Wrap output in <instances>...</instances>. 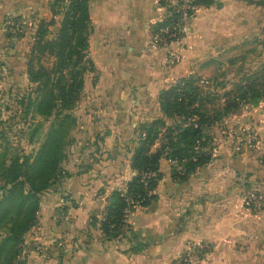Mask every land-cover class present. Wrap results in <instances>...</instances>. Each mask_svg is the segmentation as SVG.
Returning <instances> with one entry per match:
<instances>
[{"label":"crops","instance_id":"obj_1","mask_svg":"<svg viewBox=\"0 0 264 264\" xmlns=\"http://www.w3.org/2000/svg\"><path fill=\"white\" fill-rule=\"evenodd\" d=\"M53 2L0 0L3 59L25 66L42 20L54 18L49 37L56 35L63 13L54 16ZM88 5V53L95 71L85 77L80 104L77 171L60 188L61 197H69L63 201L66 213L74 215L71 226L77 223L81 230L68 228L70 233L59 241L62 246H48L41 255L35 252V264H172L190 243L210 248L195 264H264V207L255 211L244 198L250 188L264 193V100L224 120L237 128L242 119L245 129L256 131L253 144L248 145L247 135L223 134L224 126L210 128L217 145L213 158L184 181L173 178L171 160L161 159L156 203L138 206L127 216L132 242L106 240L100 227L87 240L83 230L92 214L104 215L112 192L125 191L134 177L135 127L163 115L160 92L182 77L196 75L204 62L230 46L256 35L264 39V4L217 0L199 6L188 30L171 46L154 42V26L167 15L162 0H88ZM14 20L23 29L19 38L9 33ZM262 46L264 50V42ZM11 72L29 81L27 69ZM47 207L42 227L53 219L54 206ZM41 232L39 243L62 236L60 228ZM76 236L80 238L74 243L71 237ZM138 242L146 246L135 251Z\"/></svg>","mask_w":264,"mask_h":264},{"label":"trees","instance_id":"obj_2","mask_svg":"<svg viewBox=\"0 0 264 264\" xmlns=\"http://www.w3.org/2000/svg\"><path fill=\"white\" fill-rule=\"evenodd\" d=\"M216 2L194 1L197 6H210ZM52 11L54 16L63 13L61 25L56 35L50 38L49 26L54 23V18L41 21L29 54L27 73L29 80L38 85L33 92L36 107L48 115L56 109L54 117H61L64 123L73 119L71 110L83 92L87 73L95 71L88 53L91 19L88 0H54ZM176 16L172 14L155 25L154 33ZM9 28L12 29L11 35H23L17 32L15 24H10ZM200 80L191 74L160 92L163 115L140 126L131 159L136 173L125 191L112 192L104 217L99 220L104 239L127 238L133 241L127 234L130 230L126 220L128 213L138 206L152 207L156 203L155 189L162 178V158L172 161L174 179H188L213 158L214 135L210 128L239 112L243 105H256L264 100V68L246 81L234 82L223 93L208 90L210 86L206 90ZM29 97L28 105L31 106V94ZM212 98L223 101L218 106L212 103L211 107L208 102ZM43 157L41 154L30 161L15 156L11 164L4 165L0 174L5 182L0 197V227L9 228L0 239V264H14L18 260L22 237L36 220L39 195L57 177L59 159ZM145 246L146 243L138 242L134 250L140 251Z\"/></svg>","mask_w":264,"mask_h":264},{"label":"rangeland","instance_id":"obj_3","mask_svg":"<svg viewBox=\"0 0 264 264\" xmlns=\"http://www.w3.org/2000/svg\"><path fill=\"white\" fill-rule=\"evenodd\" d=\"M218 4L220 5V2ZM258 4H264V0H256V5ZM198 7L199 6H197V8ZM196 10L194 14L196 13ZM13 24H15L17 32L23 34L20 22L16 21L14 23V21H12V26ZM189 24L190 21L184 25L185 31L186 29L188 30L190 26ZM183 35L184 33L182 32L180 38H182ZM177 41L178 40H173L172 42H169L167 46H171ZM262 42H264L262 36L260 37V35H256V39L251 38L243 44L232 45L222 53H219L218 55H215V57L204 62V64L196 70L195 74L205 80V82L201 83H203L206 90L210 86L208 90L223 93L225 90H229L234 82L240 80L246 81L248 77H254L257 73L261 72L264 68V50ZM3 57L5 56L0 54V174L3 172L4 165L8 166L11 164V159L15 156L21 157V160L28 159L30 161L41 154L44 155L43 158L53 157L59 159L57 177L52 181L48 189L40 193V205L39 210L36 213V220L23 235L20 243V254L18 260L14 263L35 264L34 257H32L35 252L39 254L40 250H43L48 246H62L64 242L60 243L59 241L65 240L64 235L70 233L69 231L71 230L68 228L77 229L79 226L77 223L73 227L71 226V223H73L74 220V215L66 213L68 205H66L63 199L68 196L62 195L61 197L60 188L63 187L66 179L75 175V172L77 171L76 166L78 162H76V151L78 141H80L78 119L83 113L80 104L83 100L84 92H82L78 102L71 110L73 119L62 123L60 120L61 117H54L56 109L51 115H48L40 108L36 107V94L33 92L36 91L37 84L32 83L30 80L28 81L24 76H16L11 72L14 68H17L18 70H22V67L23 69H27V64L22 66L20 62H10L7 59H3ZM30 94L33 100L31 106L28 105ZM221 101L223 100L221 99L220 102ZM220 102L216 101L215 98H212L208 103L209 106L213 107L212 103L218 106ZM246 105L250 106L252 104H245L243 107ZM159 117L142 122L140 126L152 122ZM224 120L217 123L219 127L224 126L222 130L223 134L234 133L236 135L238 134L239 136H237L240 138L246 137L247 135L248 145L256 142V131L252 130V128L245 129L246 127L244 126L245 124L242 119L238 120L237 128L236 124L233 123L234 126L230 122H225ZM140 126L135 127L133 135L134 142H136L137 137L139 136ZM216 146L215 143L212 144L211 150L213 152L216 150ZM4 186L5 182L0 176V197L4 192ZM47 205L54 206L55 210L52 215L53 219L46 223V227H42V219L48 215L46 213V209L48 208ZM74 205H76V203H74ZM103 217L104 215L100 218L93 214L90 216V220L86 224L88 225V228H82L85 232V237L87 236V240H90L91 236L93 237L92 230L99 227V220ZM43 228L44 230L51 229V231L60 228L62 229V236L50 238L46 243H39L41 239H37L36 237L41 235ZM78 229L81 230V228ZM85 230H88V232ZM8 232L9 228L7 226H1L0 239ZM71 234L77 233L72 231ZM78 238L80 237H71L74 243H76ZM190 244H188V246ZM48 248L50 249L51 247ZM187 249L184 253L187 252ZM209 251L210 248L206 245L205 251L199 253L194 258L193 264ZM184 253L177 258H180Z\"/></svg>","mask_w":264,"mask_h":264},{"label":"built area","instance_id":"obj_4","mask_svg":"<svg viewBox=\"0 0 264 264\" xmlns=\"http://www.w3.org/2000/svg\"><path fill=\"white\" fill-rule=\"evenodd\" d=\"M164 7L167 10V15L164 20L170 17L172 14H176V19L171 23L165 24L154 33V42L156 44L167 45L173 40H179L181 33L185 31L184 25L191 20L194 15L197 5L195 0H162ZM163 20V21H164ZM201 82L205 80L201 79ZM203 84V83H201ZM231 135H235L231 133ZM251 135V134H249ZM216 138L214 137V140ZM256 139V137H255ZM246 205L255 211H260L264 207V193L256 188L248 189L244 194ZM206 249L205 244L191 243L188 246L187 252L180 258H177L172 264H193L194 258L204 252Z\"/></svg>","mask_w":264,"mask_h":264}]
</instances>
